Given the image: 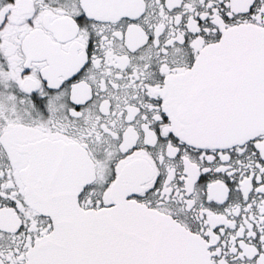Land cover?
Instances as JSON below:
<instances>
[{
    "label": "snow or ice",
    "instance_id": "obj_1",
    "mask_svg": "<svg viewBox=\"0 0 264 264\" xmlns=\"http://www.w3.org/2000/svg\"><path fill=\"white\" fill-rule=\"evenodd\" d=\"M0 264H264V0H0Z\"/></svg>",
    "mask_w": 264,
    "mask_h": 264
}]
</instances>
